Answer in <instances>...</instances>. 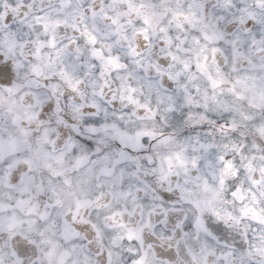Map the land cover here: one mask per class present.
<instances>
[{
    "label": "snow or ice",
    "instance_id": "1",
    "mask_svg": "<svg viewBox=\"0 0 264 264\" xmlns=\"http://www.w3.org/2000/svg\"><path fill=\"white\" fill-rule=\"evenodd\" d=\"M44 2L41 0V4ZM195 2L199 12H193L191 17L183 11L173 12L168 27H160L159 39H154L148 27L150 16L159 13L155 10L149 13L150 6L145 0H61L69 8L67 16L53 17L51 12L45 15L41 8L30 20L29 11L34 8L35 0H20L18 7L7 4L0 7V32L11 24L10 50L19 49V56L30 70V77L18 84L13 61L0 55V85H7L9 94V98H5L0 92V190H7L8 201L5 204L0 198V253L6 250L14 258V264H35L33 258L38 256L42 243L54 246L50 237L45 238V231L38 233L44 239L35 237L36 225L41 221L49 229L62 230L66 238H80L83 234L85 238L94 237L90 244L102 240L103 230L110 226L107 222H114L115 215L104 217L103 224L97 222L99 214L94 209L105 206L101 204L102 197L87 198L83 189L87 180L77 178L74 183L73 172L86 165L93 150L96 154L106 150L108 139L119 140L121 146H127L126 134L109 120L142 118L140 114L148 106L136 99V86L157 92L175 87L191 103L193 90L201 93L200 85L195 83L198 79H206L214 90L223 83L221 63L231 62L235 71L236 64L246 60L250 72L264 75V62L257 64L252 55L264 52V16H258L248 6V0ZM255 4L264 8V0H255ZM88 16L93 19L91 27L86 22ZM97 18L104 21L102 27H97ZM201 21L205 28L214 29L212 36L207 31L190 33L185 27L195 29ZM202 39L222 43L208 47ZM129 63L135 66V71L130 73V81L124 83L119 73ZM150 73H155V77ZM255 79V76L245 75L237 83L247 86L248 80ZM21 88L27 90L17 98ZM229 91L237 97L241 95L235 87ZM202 95L207 107V89ZM261 99L264 100V93ZM212 100L223 111H231L214 94ZM117 102L127 111L119 110ZM249 119V114L239 113L240 121ZM209 123L216 124L219 131H232L233 135L241 129L235 117L225 118L223 124ZM258 131L264 135V126ZM240 135H243L242 130ZM200 147L207 149L213 145L201 144ZM233 150L237 154L243 152L236 145ZM119 154L135 160L138 169L141 167L140 157L128 156L122 147ZM144 159L146 163L152 162L150 156ZM218 159L222 162L220 184L223 187L229 174L235 177L240 173L232 159L223 155ZM240 159L245 160L246 156L241 155ZM255 159L242 165L249 173L247 187L237 183L231 195L234 201H251L240 208L241 217L264 224V207L259 212L256 208L257 204L264 205V164L257 167ZM259 159L264 161V155ZM192 165L196 166L195 158ZM102 172L109 174L107 168ZM162 179L167 180V176ZM176 189L180 190L178 182ZM153 200L158 202L156 219L160 224L179 228L180 218L173 213L180 209L174 206L176 197L170 181L163 192L153 193ZM6 209H11V215L5 218L2 213ZM229 219L237 225L240 223L231 213L226 214L225 222ZM197 223L203 226L202 221ZM241 235L249 245L248 250L241 251L234 259L233 252L222 253L221 264H248L253 255L262 257L257 264H264V230L254 233L252 241L248 240L247 226ZM128 238H132L131 234ZM146 239L152 240L153 236ZM157 252L161 256L173 255L163 248H158ZM44 255L50 256L51 251ZM107 256L111 264V252ZM133 264H142V261Z\"/></svg>",
    "mask_w": 264,
    "mask_h": 264
},
{
    "label": "clouds",
    "instance_id": "2",
    "mask_svg": "<svg viewBox=\"0 0 264 264\" xmlns=\"http://www.w3.org/2000/svg\"><path fill=\"white\" fill-rule=\"evenodd\" d=\"M145 2L150 6L147 8L149 13L153 10L159 13L150 16L148 25L154 39L161 37L160 27H168L173 12L183 11L189 17L193 12H199V5L195 0H145ZM19 3L20 0H3L0 7L4 4L18 7ZM248 6L256 11L258 16H264V8L256 5L255 0H248ZM41 8L44 9L45 15L51 12L53 17L57 15L65 17L69 11L68 6L62 4L61 0H51V3L45 0L43 4L41 0H35L28 19L35 16ZM86 22L91 27L92 17L88 16ZM103 24L104 21L97 18V27H102ZM171 27L175 29V21ZM185 27L190 33L207 31L209 36H212L214 31L212 28H205L202 21L196 24L195 29L188 28L187 25ZM10 28L11 24L9 28L0 32L2 45L0 55H6L13 61L17 74L16 83L22 84L30 77V70L19 56V49L10 50L11 42L8 36ZM201 42L208 47L221 46L222 43L214 39L208 41L202 39ZM244 51L247 55V49ZM252 55L257 64L264 62V52H253ZM218 59L222 60V57ZM220 67L223 83L214 90L206 79H198L195 83L200 85L201 93L197 94L193 90L191 103L183 92H177L175 87L157 92L147 87L140 90L139 86L134 85L137 87L134 94L136 99L148 106L147 110L140 114L142 118L125 117L123 120H109V123H116L126 134L127 146H121L119 140L108 139L106 150L99 154L93 150L86 165L73 172L74 183L77 178L87 180L83 186L87 198L94 200L98 196L102 197L101 204L105 206L94 209L99 214L97 222L103 224L104 217L113 214L114 222L108 221L110 226L103 230L102 240L91 244L90 241H93L94 237L85 238L82 234L80 238H66L67 234L62 230L49 229L43 221L39 222L36 225L35 237L38 240L44 239L38 233L45 231V238L50 237L54 241V246L42 243L41 251L33 258L35 264H108L109 252L112 254L111 264H133L137 260L142 261V264H221L222 253L231 251L234 259L241 251L248 250L249 245L244 242L241 235L244 227H248V240L252 241L254 233L259 234L264 230V224L250 217H241L240 208L251 201H234L231 192L237 183L247 187L246 176L249 173L243 170L244 163L255 157L257 167L264 164V161L259 159L264 155V135L258 131L264 126V100L261 99V93H264V75L250 72L246 60L243 63L238 62L235 71L231 62L221 63ZM134 71L135 66L129 63L128 67L119 73L121 81L128 83L130 73ZM213 74L216 73L213 71ZM150 75L155 77V73ZM245 75L255 76L256 79L248 80L247 86L237 83V80ZM7 87L0 85V92H3L5 98H9ZM233 87L241 94L240 97L229 91ZM205 89L209 97L207 107H204L202 95ZM26 90L19 89L17 98ZM213 94L221 104L226 103L231 111L225 112L219 108L212 100ZM170 95L172 99L168 98ZM117 108L127 111L120 108L119 102ZM240 112L249 114L251 119L240 121ZM202 116L206 119H201ZM233 117L241 125V129L236 130V135H233L232 131H219L216 124L209 123L217 121L223 124L225 118L231 120ZM240 130L243 131V135H240ZM201 144H211L213 147L205 149L200 147ZM233 145L242 148L243 152L234 153ZM121 147L128 156L141 158L139 169L135 160L120 156ZM221 155L232 159L240 173L235 177L229 174L223 187L220 184L222 162L218 159ZM241 155H245L246 159L241 160ZM148 156L152 158L150 164L144 159ZM194 158L195 167L192 165ZM104 168L109 170V174L102 172ZM145 170L148 171L147 175ZM165 176L167 180L162 179ZM169 181L176 197L174 206L180 209L178 213H173L180 218L179 228H173L171 224L161 225L156 219L159 215L156 207L158 202L153 200V193L163 192L169 187ZM177 182L180 190L176 189ZM0 198L4 199L5 204L8 203L6 189L0 190ZM261 207L264 205H256L258 212ZM215 213H219V216ZM227 213L238 217L240 223L237 225L231 219L225 222ZM2 215L8 217L11 215V209H6ZM197 221H202L203 226L201 227ZM189 224L192 225L190 228ZM23 227L27 228V225ZM177 231L179 235L175 234ZM129 234L131 239L128 238ZM147 236H153V239L147 240ZM161 236L164 238L160 239ZM226 244L230 247L226 248ZM158 248L170 250L173 255L161 256L157 252ZM47 251H51L50 256L44 255ZM260 259L262 257L259 255H253L248 264H257ZM0 262L14 264V258L5 250L0 253Z\"/></svg>",
    "mask_w": 264,
    "mask_h": 264
}]
</instances>
